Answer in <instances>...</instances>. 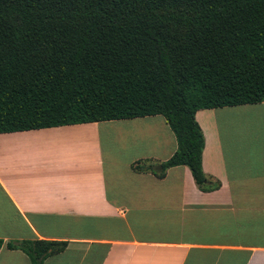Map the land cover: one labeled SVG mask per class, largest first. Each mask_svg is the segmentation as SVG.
Listing matches in <instances>:
<instances>
[{"label": "crops", "instance_id": "1", "mask_svg": "<svg viewBox=\"0 0 264 264\" xmlns=\"http://www.w3.org/2000/svg\"><path fill=\"white\" fill-rule=\"evenodd\" d=\"M194 119L207 190L156 173L176 147L159 114L0 133V264L37 239L62 243L42 264H264V101Z\"/></svg>", "mask_w": 264, "mask_h": 264}, {"label": "trees", "instance_id": "2", "mask_svg": "<svg viewBox=\"0 0 264 264\" xmlns=\"http://www.w3.org/2000/svg\"><path fill=\"white\" fill-rule=\"evenodd\" d=\"M263 101L264 0H0V133L159 114L176 147L156 173L207 190L194 112ZM6 246L42 264L62 243Z\"/></svg>", "mask_w": 264, "mask_h": 264}, {"label": "rangeland", "instance_id": "3", "mask_svg": "<svg viewBox=\"0 0 264 264\" xmlns=\"http://www.w3.org/2000/svg\"><path fill=\"white\" fill-rule=\"evenodd\" d=\"M102 138H101V141H102V143L103 144H105L106 143V141H107V138L106 137H104V135L102 134V136H101Z\"/></svg>", "mask_w": 264, "mask_h": 264}]
</instances>
